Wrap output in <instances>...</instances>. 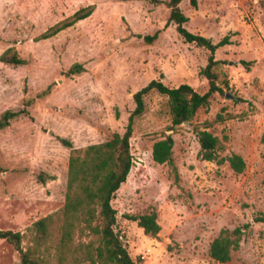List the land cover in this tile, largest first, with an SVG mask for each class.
Wrapping results in <instances>:
<instances>
[{
  "label": "rangeland",
  "instance_id": "374dc122",
  "mask_svg": "<svg viewBox=\"0 0 264 264\" xmlns=\"http://www.w3.org/2000/svg\"><path fill=\"white\" fill-rule=\"evenodd\" d=\"M169 1V0H161ZM93 14L54 37L48 30L81 9ZM186 28L218 43V91L200 109L193 126L169 131L168 98L157 92L134 125L133 167L117 193V231L139 264H220L210 255L223 229L249 224L240 247L224 264H264V0H190L181 4ZM170 10L137 0H0V58L17 51L25 65L0 60V119L18 116L0 129V232H24L63 207L71 149H84L123 135L136 108L134 95L153 80L171 88L209 90L201 76L210 53L186 43L169 24ZM158 33L151 44L146 36ZM251 62L249 69L241 62ZM84 71L68 75L74 65ZM194 126L225 146L215 161L199 158ZM175 141L180 173L175 185L168 165L152 157L164 134ZM246 162L236 173L228 156ZM45 183H42V178ZM155 211L160 233L146 235L130 216ZM17 251L0 238V264H19Z\"/></svg>",
  "mask_w": 264,
  "mask_h": 264
},
{
  "label": "trees",
  "instance_id": "16d2710c",
  "mask_svg": "<svg viewBox=\"0 0 264 264\" xmlns=\"http://www.w3.org/2000/svg\"><path fill=\"white\" fill-rule=\"evenodd\" d=\"M140 1V0H137ZM154 5L165 4L169 10V24L176 26L177 33L189 44L203 48L210 53L207 65L200 74L209 83V90L200 94L192 86L182 84L177 88L165 85L161 80H153L134 95L136 108L129 117L123 135L115 133L113 137L100 144H93L84 149H76L67 139L59 141L71 149L68 162V175L65 203L58 211L41 218L29 226L24 232H0V238L11 244L18 253L19 264H139L141 259H133L123 237L117 231L118 210L113 201L123 184L127 182L133 167L131 139L134 125L146 111V97L157 92L168 98L171 115L169 131L189 122L200 109L210 105V98L222 88L217 68L220 61L216 58L218 49L229 44V37L218 43L209 38L194 34L186 28L189 18L183 13L181 4L184 0H142ZM197 7V0H190ZM94 12L90 6L76 12L71 18L48 30L41 39H49L60 32L73 27L79 21L89 18ZM159 34L146 36L144 40L151 44ZM0 60L9 65H25L26 60L19 57L17 51H6ZM249 69L251 62H241ZM84 71L76 64L67 74L73 75ZM18 113L6 111L0 119V129L10 125ZM194 133L200 143L199 158L204 161H215L225 151L222 141L206 129L194 126ZM264 146V134L262 136ZM175 141L172 135L164 136L153 145L152 157L159 165H168L175 185L180 182V173L173 158ZM231 168L238 174L246 169L245 160L233 154L228 156ZM41 177V176H40ZM42 178V177H41ZM45 183V178H42ZM146 235L156 237L161 226L155 211L140 216H130ZM255 222L264 223V215L254 218ZM249 224L234 230L223 229L213 241L210 248L211 258L220 264L232 258V252L240 247L242 238Z\"/></svg>",
  "mask_w": 264,
  "mask_h": 264
},
{
  "label": "water",
  "instance_id": "95a60500",
  "mask_svg": "<svg viewBox=\"0 0 264 264\" xmlns=\"http://www.w3.org/2000/svg\"><path fill=\"white\" fill-rule=\"evenodd\" d=\"M189 122H186V124H188Z\"/></svg>",
  "mask_w": 264,
  "mask_h": 264
}]
</instances>
